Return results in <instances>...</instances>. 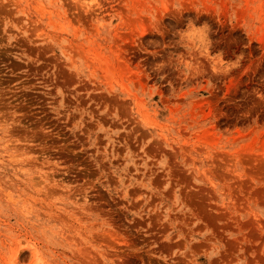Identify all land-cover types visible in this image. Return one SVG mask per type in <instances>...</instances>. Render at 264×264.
Segmentation results:
<instances>
[{
  "label": "rangeland",
  "instance_id": "374dc122",
  "mask_svg": "<svg viewBox=\"0 0 264 264\" xmlns=\"http://www.w3.org/2000/svg\"><path fill=\"white\" fill-rule=\"evenodd\" d=\"M0 264H264V0H0Z\"/></svg>",
  "mask_w": 264,
  "mask_h": 264
}]
</instances>
